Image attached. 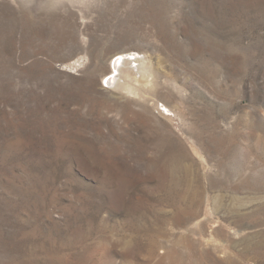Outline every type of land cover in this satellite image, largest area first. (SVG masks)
<instances>
[{
	"label": "rangeland",
	"instance_id": "rangeland-1",
	"mask_svg": "<svg viewBox=\"0 0 264 264\" xmlns=\"http://www.w3.org/2000/svg\"><path fill=\"white\" fill-rule=\"evenodd\" d=\"M0 264H264V0H0Z\"/></svg>",
	"mask_w": 264,
	"mask_h": 264
},
{
	"label": "bare ground",
	"instance_id": "bare-ground-1",
	"mask_svg": "<svg viewBox=\"0 0 264 264\" xmlns=\"http://www.w3.org/2000/svg\"><path fill=\"white\" fill-rule=\"evenodd\" d=\"M128 58V57H127ZM126 57H124L123 54H119L115 57V59H113L114 61L112 62L111 64V72L108 73L106 76L107 77H110L109 80L107 82H109V84L111 83H115L116 84H119L120 83V80L122 78V75L124 73H126V65L127 63L129 64L130 63V60L127 59ZM129 60V61H128ZM143 70V69H141ZM128 72V71H127ZM145 72V71H144ZM135 74V73H134ZM105 76V77H106ZM106 85V84H105ZM130 88V86H129Z\"/></svg>",
	"mask_w": 264,
	"mask_h": 264
}]
</instances>
